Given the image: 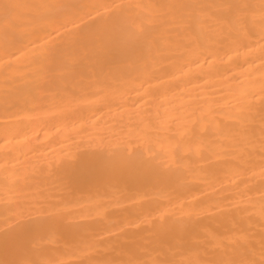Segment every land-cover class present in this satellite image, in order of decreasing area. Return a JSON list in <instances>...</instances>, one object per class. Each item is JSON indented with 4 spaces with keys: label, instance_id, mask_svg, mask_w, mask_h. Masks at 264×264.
<instances>
[{
    "label": "bare ground",
    "instance_id": "1",
    "mask_svg": "<svg viewBox=\"0 0 264 264\" xmlns=\"http://www.w3.org/2000/svg\"><path fill=\"white\" fill-rule=\"evenodd\" d=\"M9 2L68 7L0 12V260H264V0ZM172 3L215 38L180 43Z\"/></svg>",
    "mask_w": 264,
    "mask_h": 264
},
{
    "label": "snow or ice",
    "instance_id": "2",
    "mask_svg": "<svg viewBox=\"0 0 264 264\" xmlns=\"http://www.w3.org/2000/svg\"><path fill=\"white\" fill-rule=\"evenodd\" d=\"M67 5L63 4H52L48 2H36V3H13L9 0H4L3 3H0V12L3 14L5 20V33L13 29H26L30 25L28 23V18H40V19H53L55 17L56 9L67 8ZM131 7V6H130ZM158 9H164L166 11L176 10L178 13L173 17V19L179 23H184V31L191 34V38L187 41H181L180 43L185 44L188 47L195 48L197 45L202 43V35H207L210 38H215V32L213 31L214 26L216 25V20L214 15H209L205 9L208 6L204 5H188L183 3H172L164 5H155L153 6ZM217 7L223 9H229L233 12V16L229 19L233 22L239 23L247 19L246 10L250 7L247 4H232L224 3L218 5ZM194 9L192 15H186L181 10L184 9ZM261 23L264 24V2L261 4ZM198 25V27H196ZM261 136L259 138V147L262 154H264V125L261 127ZM249 146L251 148L256 147L254 141H249ZM261 165L264 167V159L261 160ZM262 201V213H264V195L261 197ZM59 211V210H57ZM247 239V235L244 237ZM221 243L223 241H220ZM262 242V253H264V234L261 236ZM91 247V245H88ZM0 264H60V262H51V261H9V260H0ZM81 264H118L117 261L109 259H96L89 261H82ZM125 264H139L137 261H127ZM153 264H163V262L155 261ZM213 264H256V262L251 260H241V261H219L213 262ZM259 264H264V260H261Z\"/></svg>",
    "mask_w": 264,
    "mask_h": 264
}]
</instances>
